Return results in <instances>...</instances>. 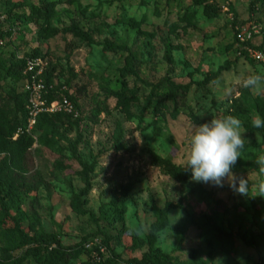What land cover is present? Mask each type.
<instances>
[{"label":"rangeland","instance_id":"1","mask_svg":"<svg viewBox=\"0 0 264 264\" xmlns=\"http://www.w3.org/2000/svg\"><path fill=\"white\" fill-rule=\"evenodd\" d=\"M253 1L216 0L220 15L207 19L192 0H0V32L12 29V37L0 43V61L16 62L37 51L46 66L57 69L56 82L75 76L70 84L72 95L84 88L78 99L81 116L77 127H63V138L56 139L63 156L45 149L36 152L35 144L27 157L29 176L38 173L42 183L9 206L22 230L32 236L49 235L64 247L92 234H96L92 239L101 242L106 235L109 250L103 260L113 251L121 258L120 264L139 259L150 248L180 264H264V255L239 242L242 236L264 233V196H257L251 188L264 179L254 163L264 154V128L258 131L252 126L258 114L255 102L264 101V92L249 91L236 79L252 73L264 75V62L251 56L254 52L264 56V9L250 8ZM50 2L55 3L56 16L49 27L58 30L51 39L39 35L40 27L33 22L9 17L28 13L26 8L14 9L18 5ZM185 14H191L192 20L182 18ZM129 19L134 22H127ZM71 25L89 32L95 45L80 44L65 34L64 29ZM105 41L129 50L135 77L120 78L126 54L103 52L99 45ZM3 75L0 72V91L19 92L18 85ZM213 76L215 81H211ZM166 79L186 87L187 93L178 91L174 101L163 96L161 84ZM123 86L130 92L137 90L131 120L116 108L111 96ZM229 87L233 89L230 95L225 94ZM151 93L153 103H163L159 114L147 104ZM247 109L250 114L240 113ZM225 115L238 117L246 130L243 162L238 159L232 173L248 179V195L236 192L227 178L222 186L191 179L190 188L182 191L152 165L156 155L183 167L191 125ZM139 117L148 126L144 131H138ZM118 128L123 133L122 149L115 147ZM38 136L32 133L34 141ZM74 148L78 160L94 168L92 190L80 200L82 204L77 199L83 185L77 175L80 169L72 161ZM56 160H62L68 169H55ZM126 186L131 189L122 222L100 217V209L121 198V188ZM80 207L98 221L82 215ZM34 214L39 218L38 227ZM2 225L12 226L8 219ZM205 230L230 236L234 243L230 246L206 238ZM88 261L92 257L81 251L67 264ZM12 263L37 264L32 258L25 259L23 252L16 253Z\"/></svg>","mask_w":264,"mask_h":264},{"label":"trees","instance_id":"2","mask_svg":"<svg viewBox=\"0 0 264 264\" xmlns=\"http://www.w3.org/2000/svg\"><path fill=\"white\" fill-rule=\"evenodd\" d=\"M216 0H192L193 5L199 7L203 16L207 19H216L220 15V8L215 4ZM55 3H43L40 6H26L18 5L14 9L26 8L28 13L17 14L11 13L10 18L18 21L33 22L40 27L39 35L45 39H51L58 34V30L49 27L52 20L55 19ZM250 8L264 9V0H254ZM182 18H187L186 21L192 20L191 14H185ZM127 22H134L132 19ZM64 33L70 35L75 41L86 46H94L95 43L89 32H83L76 25H71L69 28L64 29ZM12 37V29L2 33L0 32V43L5 37ZM103 52L115 54L124 53L125 64L124 67L119 69V76L121 79L127 77H135L134 70V58L131 56L129 50L124 45L112 44L108 41L99 45ZM26 58H40L37 51L33 55H27L16 62H9L8 64L0 61V72H3L5 77H8L11 82L19 87V92L15 89H10L5 93L0 91V264H15L12 263L14 255L18 252H23L24 258H32L37 264H67L69 260L78 257L81 251L89 253L93 261H88L85 264H120L121 258L113 251L110 252V256L103 260V256L106 250H109V238L104 235V239L92 246L90 250L85 247L89 243H94L96 234L88 235L81 239L80 243L64 247L53 237L40 233L38 235H30L29 232H25L21 228V223L16 217H11L9 213L10 204L16 203L23 195L35 191L38 185L42 183L39 179L38 173L29 176L27 169V157L36 144V152L42 149L51 153H57L62 155L61 149L58 147L57 138L61 137L60 130L63 127H69L75 129L78 125L79 118L81 116V110L78 105L79 97L83 96L84 88L78 89L76 95L70 93V84L75 79V76H70L66 81L56 82L54 77L57 69L52 66H46L43 75V81L46 87L45 94L43 96L48 108L51 103H62L63 100L67 101L72 109L73 113L68 114L65 112L54 113H41L35 119V124L30 131H27L28 127V111L26 109L28 95L22 92L21 81L22 72L25 65ZM71 74V71L68 72ZM215 76L211 81H215ZM208 83V79L204 81ZM162 95L174 101V95L181 91L183 94L187 93L186 87L178 86L169 80H164L161 84ZM160 88V87H159ZM155 89V88H153ZM160 92V91H158ZM112 94V93H111ZM147 97V104L153 105L154 113L159 114L162 110L163 103L155 101L153 103L152 96ZM116 101V108L123 113L127 119L131 120V109L138 103L137 90L131 92L126 87H122L120 92L111 95ZM256 112L264 119V101L257 99L255 102ZM77 114V117H75ZM242 114H250L251 110H240ZM138 131H144L148 126H143V119L139 117ZM157 130V129H156ZM261 131V128L257 129ZM32 133H39L36 141L32 137ZM122 131L120 128L116 131L115 147L122 149L120 140L122 138ZM15 138V139H14ZM72 161L76 163L80 171L77 173L83 189L80 191L78 201L88 196L92 190V183L90 174L94 171L93 166H88L81 163L76 157L75 148L72 150ZM239 163H242L241 157ZM152 165L159 169L161 174L166 178H169L176 182L182 189L186 191L190 188L191 172L188 169H184L181 166H176L167 159H161L156 155L152 156ZM53 166L57 170L65 171L68 169L62 160H56ZM131 187L126 186L121 188L122 197L118 198L106 206H103L100 211V217L108 216L115 220L116 223L122 222L123 214L126 210V199ZM82 204V201L80 202ZM79 212L82 215H86L96 222L98 218H94L93 213L86 212L81 207ZM158 217L162 215L157 213ZM34 226H39L38 215L34 214ZM8 219L12 224L11 227L3 228V222ZM33 226V227H34ZM204 236L214 239L217 242H224L227 245L234 243L232 237L220 235L218 232H207L205 230ZM91 239V240H90ZM239 242L248 248L253 249L259 256L264 255V233L251 235L249 238L240 237ZM100 249L104 252L101 253ZM124 264H180L177 261H173L172 258L163 255L159 250L150 248L146 253L141 255L139 259H131L125 261Z\"/></svg>","mask_w":264,"mask_h":264},{"label":"clouds","instance_id":"3","mask_svg":"<svg viewBox=\"0 0 264 264\" xmlns=\"http://www.w3.org/2000/svg\"><path fill=\"white\" fill-rule=\"evenodd\" d=\"M236 79L239 86L249 91L257 94L264 92V75L252 73ZM232 91L229 87L225 89V94L230 95ZM252 126L264 128V119L257 114L252 119ZM245 131L241 120L234 115L212 118L210 122L199 126L192 124L187 131V151L182 157L183 168L190 170L191 179L222 186V181L227 178L230 187L236 192L248 195V179L237 178L232 173L245 148ZM254 163L258 167V175L264 177V154L258 155ZM251 188L257 191V196H264V179H258Z\"/></svg>","mask_w":264,"mask_h":264},{"label":"built area","instance_id":"4","mask_svg":"<svg viewBox=\"0 0 264 264\" xmlns=\"http://www.w3.org/2000/svg\"><path fill=\"white\" fill-rule=\"evenodd\" d=\"M253 59L257 62H264V56L260 52H254L251 54ZM46 65L40 58H26L25 65L22 72L21 87L22 92L28 95V101L26 109L28 111V127L27 131H30L35 124L36 117L41 113H54V112H65L68 114L73 113L71 105L63 100L62 103H51L49 107H46V102L43 99L45 94V84L43 81V75L45 72ZM77 117V114H75ZM89 243L86 245V249L90 250L94 244ZM100 252L104 251L100 249Z\"/></svg>","mask_w":264,"mask_h":264}]
</instances>
